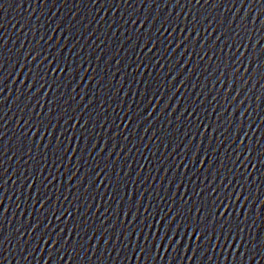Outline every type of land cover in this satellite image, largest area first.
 Wrapping results in <instances>:
<instances>
[{
    "label": "water",
    "instance_id": "obj_1",
    "mask_svg": "<svg viewBox=\"0 0 264 264\" xmlns=\"http://www.w3.org/2000/svg\"><path fill=\"white\" fill-rule=\"evenodd\" d=\"M0 206L88 264H264V0H0Z\"/></svg>",
    "mask_w": 264,
    "mask_h": 264
}]
</instances>
